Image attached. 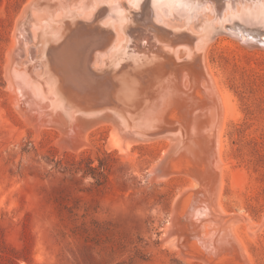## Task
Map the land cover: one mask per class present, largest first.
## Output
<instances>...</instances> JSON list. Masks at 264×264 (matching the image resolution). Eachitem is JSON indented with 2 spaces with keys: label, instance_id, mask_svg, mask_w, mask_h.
Listing matches in <instances>:
<instances>
[{
  "label": "rangeland",
  "instance_id": "374dc122",
  "mask_svg": "<svg viewBox=\"0 0 264 264\" xmlns=\"http://www.w3.org/2000/svg\"><path fill=\"white\" fill-rule=\"evenodd\" d=\"M25 3L0 0V264H209L206 256L216 259L227 249L222 248L227 241L220 245L221 251L217 245L223 241L216 242L215 249L211 243L218 235L214 229L225 221L228 225L218 229H230L231 239L225 236L231 240L228 246L239 244L240 259L248 257L243 259L246 264H264V34L243 39L223 35L209 48L208 63L226 108L220 202L226 217H234L229 221L222 212L215 226L206 208V190L200 188V176H206L203 167L194 163L192 173L155 177L153 167L167 148L164 140L137 144L125 156L107 148L109 131L97 127L84 145H66L49 126L57 124L49 120L47 108L40 105L33 110V102L39 100L29 90L21 95L22 87L15 86L19 103L13 101L6 54ZM23 106L29 107L32 117H23L27 111ZM36 111L41 114L37 123ZM30 117L43 127H34ZM188 188L189 193L201 191L194 195L200 205L178 215L180 206L172 209L173 203L178 204ZM236 214L242 218L236 219ZM210 220L211 225L206 223ZM170 224L181 240L179 229H186L185 240L178 239L180 247L197 240L203 255L192 257L186 246L180 248L183 253L171 246L166 238ZM235 230L246 249L243 256Z\"/></svg>",
  "mask_w": 264,
  "mask_h": 264
},
{
  "label": "bare ground",
  "instance_id": "6f19581e",
  "mask_svg": "<svg viewBox=\"0 0 264 264\" xmlns=\"http://www.w3.org/2000/svg\"><path fill=\"white\" fill-rule=\"evenodd\" d=\"M16 17L5 64L8 84L14 85L13 101L19 97L15 86L22 87L21 95L29 90L40 103L30 106L47 108L49 120L57 124L49 126L66 145H84L97 127L109 131L107 148L125 156L137 144L164 140L167 148L153 167L155 177L190 173L195 171L194 163L199 164L206 175H199L200 188L206 190V208L213 219L206 223H220L224 212L221 131L226 108L208 52L215 38L223 35L243 39L264 34V0H26ZM28 109L20 112L24 118L33 116ZM37 112L34 119L40 115L41 120ZM31 117L34 127H43L31 122ZM189 191L180 194L178 204V200L173 203L172 209L180 206L178 215L200 205L194 195L201 191ZM218 228L211 243L215 249L216 242L223 241L216 244L221 251L224 241L231 245L230 229ZM179 230L177 234L185 240L186 229ZM167 232V240L181 253L186 246L188 251H183L192 257L203 255L197 240L182 242L180 247L181 239L173 235L171 224ZM234 235L245 251L243 256L241 236L236 230ZM201 244L208 249L207 242L201 240ZM228 245L222 248L231 251L223 249L226 253L222 250L216 259L206 256V261L242 264L247 256L240 259L239 244V251L236 245L232 244L233 249Z\"/></svg>",
  "mask_w": 264,
  "mask_h": 264
}]
</instances>
